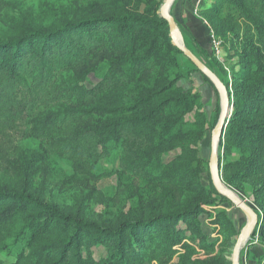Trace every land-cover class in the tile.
<instances>
[{
    "label": "trees",
    "instance_id": "1",
    "mask_svg": "<svg viewBox=\"0 0 264 264\" xmlns=\"http://www.w3.org/2000/svg\"><path fill=\"white\" fill-rule=\"evenodd\" d=\"M255 2L264 6V0ZM149 3L143 11L133 5L113 12L95 11L79 19H65L52 29L30 28L12 39L0 40V132L19 128L26 117L40 111L28 133L46 142L50 152L66 158L76 176L90 175L108 157L109 143L121 142L123 170L148 181L182 183L187 177L188 188L200 191L198 200L184 208L92 221L41 199L27 183L19 190L1 188L0 248L16 233L20 222L31 233L29 253L21 252L14 264H102L90 252L84 256L83 250L96 246L110 253L111 264H145L150 258L165 259L195 248L210 252L216 244L203 233L201 215L214 216L212 224L218 225L228 240L237 236L232 221L217 211L216 199H210L211 194L221 197L213 185L210 192L199 187V172L191 164L204 162L192 150V156L173 163L170 175L152 172L163 154L191 149L201 140L205 133L201 115L193 129H184V116L195 109L198 96L182 94L176 80L160 78L139 89L131 104L120 102L109 109L116 99L114 91L151 73L161 74L167 65L159 31L167 37L169 24L151 12L157 3ZM212 5L205 7L209 13L221 16L232 8L257 25L250 0H214ZM252 37V48L245 53L243 68L234 76L229 93L233 113L225 130V162L220 167L228 186L243 190L245 183L251 184L264 217V27ZM134 47L141 52L130 58ZM108 56V75L91 89L75 86L63 90L53 82L62 70L84 68L88 73ZM63 102L71 107L45 111ZM93 114H111L113 118L107 116L98 126L78 121L86 116L91 119ZM200 167V173L209 175L208 168ZM221 201L230 200L222 197ZM187 237L189 242H184Z\"/></svg>",
    "mask_w": 264,
    "mask_h": 264
},
{
    "label": "rangeland",
    "instance_id": "2",
    "mask_svg": "<svg viewBox=\"0 0 264 264\" xmlns=\"http://www.w3.org/2000/svg\"><path fill=\"white\" fill-rule=\"evenodd\" d=\"M149 1L4 0V5H0V40L7 41L21 33L28 32L30 28L52 29L65 19H79L95 11L113 12L118 8L132 5V8L143 11L149 6ZM154 1L157 5L151 6L153 7L151 12L161 17V8L166 0ZM213 1L175 0L170 8V14L175 19L178 28V41L218 76L230 95L233 78L243 68L242 59L245 53L252 48V40H255L252 36L263 30L264 6L257 4L255 0H250L253 5L251 7L253 8L252 17L257 21L255 25L241 12L232 8L226 9L221 16L219 13H209L205 7L212 8ZM159 34L163 42L160 48H163L168 56L167 65L160 70L161 74L151 73L136 80L132 85L114 91L112 96L116 99L112 100L109 109L114 108L120 102L131 104V101L137 97L139 89L149 87L152 80L156 81L160 78H166L169 81L176 80L177 89L182 91V94L198 96L195 109L184 116V129H193L198 121V115H201L205 128L201 140L197 145L190 147L191 149L178 148L163 154L155 163L159 167L152 169V172L155 176L163 172L170 175L173 163L195 153L197 159L204 162L203 165L197 162L191 164L199 172L197 183L200 188L210 192L213 183L209 161L214 139L213 133L222 113L221 92L183 52L176 50L177 46L173 42L171 33L167 37L160 31ZM140 52L134 47L129 56L135 58ZM110 67L108 56V59H104L88 73H85L84 68L62 70L58 72L53 82L63 90L75 86L91 89L108 75ZM229 104L231 108L228 123L233 113L230 96ZM62 106L71 107L69 103L63 102L53 109L45 108V111L57 112L63 110ZM90 109L91 107L88 108ZM36 113L26 117L23 123L19 124V128L11 132H0V189L19 190L24 183H27L29 190L41 199L92 221H113L120 216L137 217L152 211L184 208L192 201L198 200L200 191L196 192L188 188L187 177L181 181L182 183L171 180L148 181L123 170L121 142L109 143L108 157L101 160L90 175L76 176L71 163L66 158L50 152L46 142L37 140L28 133ZM93 115L91 119L86 116L78 121H82L84 125L98 126L107 116L113 118L111 114ZM224 136L225 131L222 136L218 137L217 143V164L221 180L226 187L252 207L259 217L248 242L241 249L238 263L264 264L263 213L256 205L251 184L245 183L243 190H240L224 182L223 171L220 167L225 162ZM191 150L194 153H191ZM228 160L233 161L234 159L228 158ZM184 162L185 160H182L181 164ZM200 166H203L205 170L208 168L209 175L207 171L200 173ZM173 184H179L181 187ZM219 195L220 198L211 194L210 199H216L217 211L223 212L232 221L237 230L236 237L228 240L220 227L212 224L214 216L210 219L207 215H201L199 221L203 233L210 243L216 244L213 251L206 252L197 248L188 251L180 250L174 257L165 259L154 257L147 259L145 264H227V261L232 264L234 247L248 222V217L232 202H222V197L227 198L220 193ZM182 228L185 226L182 225ZM30 235V231L24 228V223L20 222L16 233L0 248V262L14 264L21 252L29 253L27 244ZM189 235L187 233V236ZM188 238L184 242H189ZM179 247L181 246L175 248ZM89 252L94 260L102 264H111L110 253L103 246L92 247L89 251L83 250L84 256L87 257Z\"/></svg>",
    "mask_w": 264,
    "mask_h": 264
},
{
    "label": "water",
    "instance_id": "3",
    "mask_svg": "<svg viewBox=\"0 0 264 264\" xmlns=\"http://www.w3.org/2000/svg\"><path fill=\"white\" fill-rule=\"evenodd\" d=\"M175 0H166L164 5L161 8V17L166 20L169 24L171 37L173 39L174 44L177 46V48L183 52L200 70L201 73H203L205 76L209 77L211 81L216 85L218 90L221 92L222 96V113L220 116V119L218 121V124L214 130V139L212 143V151H211V157L209 161V168H210V174L212 183L220 194L224 195L227 199L230 200L237 208H239L242 212H244L247 216H249V220L242 230L237 243L234 247L233 255H232V264H239V254L241 252L242 247L248 242L250 238V233L253 230V228L258 223V214L256 211L250 207L244 200H242L239 195H237L235 192L230 190L226 185L222 182L219 171H218V164H217V143H216V136H222L225 128L228 123V117H229V110L231 108V105L229 104V95L227 92V89L223 82L218 78V76L210 70L203 62H201L191 51H189L186 47L181 45V43L178 41V28L175 22V19L170 14V8Z\"/></svg>",
    "mask_w": 264,
    "mask_h": 264
},
{
    "label": "bare ground",
    "instance_id": "4",
    "mask_svg": "<svg viewBox=\"0 0 264 264\" xmlns=\"http://www.w3.org/2000/svg\"><path fill=\"white\" fill-rule=\"evenodd\" d=\"M218 137H219V136H216V140H215L216 143H218V141H219V138H218ZM247 217H248V220H249L250 217H249V216H247Z\"/></svg>",
    "mask_w": 264,
    "mask_h": 264
}]
</instances>
